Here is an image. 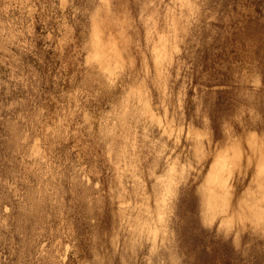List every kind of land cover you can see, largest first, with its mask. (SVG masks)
<instances>
[{
  "label": "rangeland",
  "instance_id": "374dc122",
  "mask_svg": "<svg viewBox=\"0 0 264 264\" xmlns=\"http://www.w3.org/2000/svg\"><path fill=\"white\" fill-rule=\"evenodd\" d=\"M260 145L264 0H0V264H264Z\"/></svg>",
  "mask_w": 264,
  "mask_h": 264
},
{
  "label": "bare ground",
  "instance_id": "6f19581e",
  "mask_svg": "<svg viewBox=\"0 0 264 264\" xmlns=\"http://www.w3.org/2000/svg\"><path fill=\"white\" fill-rule=\"evenodd\" d=\"M93 42H94V41H93ZM118 53H119V52H118ZM112 56H113V55H112ZM118 58H119V57H118ZM114 59H115V58H114ZM116 60H117V59H116ZM107 64H108V63H107ZM250 136H251V135H250ZM251 144H252V143H251ZM253 145H254V144H253ZM260 147H261V145H260ZM263 147H264V145H263ZM257 148H258V147H257ZM262 149H263V148L261 147V150H262ZM231 150H232V149H231ZM231 150H230V151H231ZM254 150H255V147H254ZM255 151L257 152L258 149H256ZM262 151H264V150H262ZM253 152H254V151H253ZM262 153H264V152H262ZM258 154H259V156H261L259 152L257 153V155H258ZM262 157H264V156H262ZM262 157H261V158H262ZM257 159H258V158H257ZM222 160H223V159H222ZM261 160H263L262 163L264 164V159H261ZM232 161H233V160H232ZM260 165H261V164H260ZM260 169H261V168H260ZM261 170H262V169H261ZM219 171H220V170H219ZM175 173H176V172H175ZM218 177H219V176H218ZM209 182H210V181H209ZM222 182H223V181H222ZM210 183H211V182H210ZM222 184H223V183H222ZM220 185H221V184H220ZM217 189H218V188H217ZM255 213H256V212H255ZM258 213H259V212H258Z\"/></svg>",
  "mask_w": 264,
  "mask_h": 264
}]
</instances>
